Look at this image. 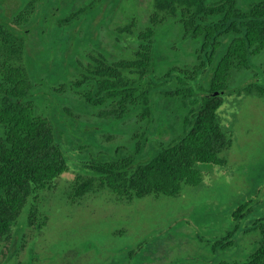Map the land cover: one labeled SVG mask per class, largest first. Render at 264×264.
Instances as JSON below:
<instances>
[{
	"label": "trees",
	"instance_id": "trees-1",
	"mask_svg": "<svg viewBox=\"0 0 264 264\" xmlns=\"http://www.w3.org/2000/svg\"><path fill=\"white\" fill-rule=\"evenodd\" d=\"M34 1L26 0L27 8L15 18L0 20V241L10 239L28 202V220L34 221L38 191L72 167L78 171L71 188L74 198L107 188L119 198L132 199L178 195L184 184H200L210 165L226 162L222 153L232 135L218 110L223 94L233 88L234 75L249 68L252 56L264 50V0H152L151 27L139 33L136 58L120 62L119 72L114 64L96 60L95 70L78 74L72 94L59 99L51 93L54 86L48 93L37 86L38 78L56 76L46 68L37 77L38 65L32 68L26 52L20 26L28 23ZM173 22L187 36L201 40L196 48L199 61L157 74V26ZM255 89L264 94L256 81L246 90ZM154 97L178 101L180 128L172 129L168 141L148 148L157 131L150 118ZM164 107L158 124L169 115ZM131 115L139 118L138 124L145 122L142 130L134 123L129 148L109 147L117 120ZM245 207L241 203L233 210L236 223L215 240L216 249L233 244ZM253 223L260 237L245 258L211 264H264V219Z\"/></svg>",
	"mask_w": 264,
	"mask_h": 264
},
{
	"label": "rangeland",
	"instance_id": "rangeland-1",
	"mask_svg": "<svg viewBox=\"0 0 264 264\" xmlns=\"http://www.w3.org/2000/svg\"><path fill=\"white\" fill-rule=\"evenodd\" d=\"M92 1L70 0L68 8L72 7V12ZM151 1L118 0L120 11L115 15L105 10L99 12L103 0H95L91 9H80L64 27H59L52 18L41 43L33 32H27L26 52L34 63L32 68L38 65L37 77L43 74L39 70L46 68L52 75L62 76L58 68L65 69L62 63L69 57L65 55V47H72L69 54L75 52L80 35L90 49L100 39L101 45L105 44L113 53L115 27L134 22L137 31L144 30L151 24ZM21 4L22 0H0V20L15 18L22 11ZM173 23L157 26V74L166 73L171 66H193L199 61L196 48L202 44L201 40L187 36ZM121 38L123 55H129L135 40L124 31ZM42 48L43 52L38 54ZM57 50L60 55L52 58L59 64L52 66L47 61L51 51L57 54ZM60 81L67 79L38 78L37 86L48 93V88ZM255 81L264 91V50L252 56L249 68L234 75L233 88L222 96L219 117L230 131L232 142L222 153L226 162L210 165L200 184H184L181 192L173 196L127 199L101 188L74 198L71 188L78 171L72 167L38 191L34 202L38 211L33 222L28 220L29 202L22 210L10 239L0 241V264H211L245 258L260 237L259 230L251 226L257 218L264 219V94L256 89L246 90ZM72 91L51 93L59 99L67 98ZM50 97L53 98L51 94ZM154 99L150 118L157 131L147 143L148 148L168 141L173 136L172 129L180 128L178 101ZM163 106L169 115H164L161 125L158 123ZM131 116L117 120L116 136L109 147L119 146L122 151L124 145H129L128 132L134 123L142 130L145 122L138 124L139 118ZM241 203H246V214L237 222L238 236L228 248L216 249L215 240L233 228L236 221L232 213Z\"/></svg>",
	"mask_w": 264,
	"mask_h": 264
},
{
	"label": "flooded vegetation",
	"instance_id": "flooded-vegetation-1",
	"mask_svg": "<svg viewBox=\"0 0 264 264\" xmlns=\"http://www.w3.org/2000/svg\"><path fill=\"white\" fill-rule=\"evenodd\" d=\"M77 0H74L76 3ZM83 1V0H82ZM92 2H88V4L81 6L78 8V10L72 11L71 8H68V5L70 3V0H35L29 8V16H28V23L24 24L23 26H20L21 30L23 31L24 35L26 36L27 32H33L38 38V41L41 43V40L43 41V37L46 35V31L49 30L50 26L52 25L51 21L52 18L55 19V23L59 27H64L68 23H62L65 21H68L71 16L78 13L80 9H91L92 8ZM22 10H25L27 8L26 0H22ZM101 10L108 11L109 13H114L115 15L119 13L120 11V3L118 0H103ZM65 11H69L67 14L63 13ZM55 17V18H54ZM31 25L29 26V24ZM148 27H151L150 25H146L144 27V30H146ZM32 28V29H31ZM80 29V27H79ZM136 29V31H135ZM34 30V31H33ZM107 30V29H105ZM115 37H114V43H113V53L104 45H101L100 39L97 41L95 45H92V49H90V44L87 42L86 39H84L82 35H80V38L77 42V45L75 46L76 51L72 54H69L71 46L67 45L65 55L69 56L67 61L63 62L62 64L65 65V69L58 68L61 70L59 74H61L64 78L67 79L66 82H59L57 86L53 88L52 91H58V92H64L69 89L73 90L74 88V80L73 76H77L78 74H86L90 75L91 71L95 70V65H93L96 60H105L106 62L112 63L116 66V70L119 72L121 70L120 62L122 61H131L136 58V53L139 47V44L141 43V40L139 39V33L141 34L140 30L137 31V24L134 22H131L130 24L124 25L123 27H115ZM122 31L125 32L126 36L133 37L135 40V43H132L135 45L134 48H131L129 51V55H123V52L121 50L122 45ZM135 32V33H134ZM27 40V38H26ZM43 47V45L41 44ZM53 50V48H52ZM43 52V48L38 52V54ZM55 53V52H54ZM51 51V57L50 59L55 55L56 57L59 56V51L57 50V54H54ZM74 58V59H73ZM48 60L47 63H50L52 66L57 64L58 61L55 60V57L52 58V60ZM152 64H154L153 61H151ZM66 63V64H65ZM151 70H154V68ZM135 71L134 67L131 69L130 73L133 74ZM62 76H56V77H62Z\"/></svg>",
	"mask_w": 264,
	"mask_h": 264
},
{
	"label": "water",
	"instance_id": "water-1",
	"mask_svg": "<svg viewBox=\"0 0 264 264\" xmlns=\"http://www.w3.org/2000/svg\"><path fill=\"white\" fill-rule=\"evenodd\" d=\"M216 93H218V92H216Z\"/></svg>",
	"mask_w": 264,
	"mask_h": 264
}]
</instances>
